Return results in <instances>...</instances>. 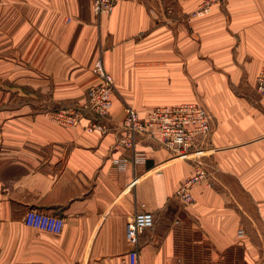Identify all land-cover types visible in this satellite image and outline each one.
I'll return each mask as SVG.
<instances>
[{
	"label": "crops",
	"instance_id": "crops-1",
	"mask_svg": "<svg viewBox=\"0 0 264 264\" xmlns=\"http://www.w3.org/2000/svg\"><path fill=\"white\" fill-rule=\"evenodd\" d=\"M92 2L0 0V264H121L140 204L154 225L138 264H264V0L206 15L200 0H118L100 17ZM99 56L114 81L106 134L86 129L87 113L73 128L53 122L85 102ZM190 103L212 117L199 157L213 185L184 205L174 194L191 161L136 138L134 166L115 145L126 107ZM30 209L62 217V233L25 227Z\"/></svg>",
	"mask_w": 264,
	"mask_h": 264
},
{
	"label": "built area",
	"instance_id": "built-area-1",
	"mask_svg": "<svg viewBox=\"0 0 264 264\" xmlns=\"http://www.w3.org/2000/svg\"><path fill=\"white\" fill-rule=\"evenodd\" d=\"M118 0H93L92 14L95 17L110 14ZM224 0H200L197 14L206 15L212 6L221 4ZM69 21V20H68ZM95 77L94 83L86 93V102L77 109L57 111L50 114V119L66 128L76 127L83 119L84 113L92 116L86 129L106 134L107 127L101 123L110 114L112 96L114 94L113 78L104 70L101 56L96 58L91 66ZM255 91L264 101V66L255 78ZM212 117L200 104H181L173 107L153 108L143 116L126 107L122 128L124 135L116 147L133 151L134 166L144 163V156L135 150V139H148L160 148L165 149L180 160L191 161L193 173L186 178L175 191L174 197L181 204L193 202L192 190L201 184L213 185L207 165L199 157V149L206 144L210 135ZM125 160L113 159L112 164L120 169ZM139 210L126 223L124 229L125 241L129 247L121 259V264H138V242L145 231L154 225V216L145 204H140ZM23 225L27 228L52 235H59L64 229V219L57 215L30 209L26 211ZM243 229L237 231V237L243 238Z\"/></svg>",
	"mask_w": 264,
	"mask_h": 264
},
{
	"label": "rangeland",
	"instance_id": "rangeland-1",
	"mask_svg": "<svg viewBox=\"0 0 264 264\" xmlns=\"http://www.w3.org/2000/svg\"><path fill=\"white\" fill-rule=\"evenodd\" d=\"M93 83H94V82H93ZM93 83H92V84H93ZM92 84H91V85H92ZM85 102H86V100H85ZM85 102H84V103H85ZM84 103H83V104H84ZM83 104H82V105H83ZM82 105H81V106H82ZM79 107H80V106H79ZM79 107H78V108H79ZM75 109H77V108H75ZM145 113H146V112H145ZM108 117H109V116H108ZM108 117H107V118H108ZM58 125H59V124H58ZM60 126H61V125H60ZM62 127H63V126H62ZM64 128H66V127H64ZM167 152H168V151H167ZM170 154H171V153H170ZM174 157H175V156H174ZM174 159H175V160H180V159H178V158H174Z\"/></svg>",
	"mask_w": 264,
	"mask_h": 264
}]
</instances>
